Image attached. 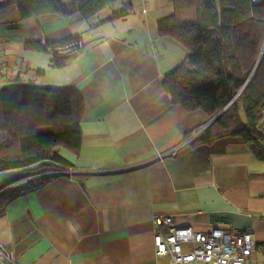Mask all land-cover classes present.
<instances>
[{"label":"crops","instance_id":"1","mask_svg":"<svg viewBox=\"0 0 264 264\" xmlns=\"http://www.w3.org/2000/svg\"><path fill=\"white\" fill-rule=\"evenodd\" d=\"M172 13V0H120L87 20L0 11V92L52 87L82 101L80 153L56 149L70 167L0 171V245L19 264H173L156 256L158 217L196 232L251 233L247 264H264V161L240 136L189 145L212 119L174 105L162 86L188 55L159 34ZM75 36L83 51L52 67L39 44Z\"/></svg>","mask_w":264,"mask_h":264},{"label":"trees","instance_id":"2","mask_svg":"<svg viewBox=\"0 0 264 264\" xmlns=\"http://www.w3.org/2000/svg\"><path fill=\"white\" fill-rule=\"evenodd\" d=\"M118 1L71 0L67 4L65 0H0V11L17 5L22 20L50 14L66 17L79 14L87 20ZM172 3L173 13L158 23V31L161 37L182 45L188 55L163 78L162 86L173 104L186 111L200 110L211 119L222 112L189 145L240 136L253 154L264 161V150L256 142H264V0L257 3L220 0L219 4L217 0H172ZM125 15L127 10L115 17ZM69 44L75 45L74 52L58 51ZM47 46L51 52L39 44L40 49L52 54L54 68L66 66L85 47L81 36ZM81 109L82 101L72 91L26 86L3 89L0 171L48 162L70 167L56 149L80 153ZM5 194L7 199L18 195L10 191Z\"/></svg>","mask_w":264,"mask_h":264},{"label":"built area","instance_id":"3","mask_svg":"<svg viewBox=\"0 0 264 264\" xmlns=\"http://www.w3.org/2000/svg\"><path fill=\"white\" fill-rule=\"evenodd\" d=\"M253 1L257 3L260 0ZM43 46L51 52L47 43L43 42ZM74 46L69 44L58 51L71 53ZM48 175L52 174H40L39 177ZM153 227L156 256H170L173 264H247L256 248L251 233L228 232L221 228H213L207 233L196 232L191 228L176 227L170 217L155 218ZM0 264L19 263L0 245Z\"/></svg>","mask_w":264,"mask_h":264},{"label":"water","instance_id":"4","mask_svg":"<svg viewBox=\"0 0 264 264\" xmlns=\"http://www.w3.org/2000/svg\"><path fill=\"white\" fill-rule=\"evenodd\" d=\"M225 109H226V108H225ZM225 109H224V110H225ZM224 110H223V111H224ZM221 113H222V112H220L216 117H214L206 127H208L211 123H213V122L216 120V118H217ZM206 127H205V128H206ZM205 128H204V129H205Z\"/></svg>","mask_w":264,"mask_h":264}]
</instances>
